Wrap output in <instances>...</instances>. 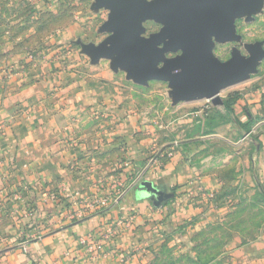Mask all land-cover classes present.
I'll return each instance as SVG.
<instances>
[{"label": "crops", "instance_id": "obj_1", "mask_svg": "<svg viewBox=\"0 0 264 264\" xmlns=\"http://www.w3.org/2000/svg\"><path fill=\"white\" fill-rule=\"evenodd\" d=\"M65 3L0 0V264H120L123 253L152 264L165 250L264 264V89L240 93L229 114L206 105L226 124L205 129L199 109L165 139L123 74L82 52L111 34L106 5L74 0L70 21L37 36ZM145 184L172 196L156 206L140 196ZM119 218L131 223L109 244L105 227ZM82 236L103 256L80 249Z\"/></svg>", "mask_w": 264, "mask_h": 264}, {"label": "water", "instance_id": "obj_2", "mask_svg": "<svg viewBox=\"0 0 264 264\" xmlns=\"http://www.w3.org/2000/svg\"><path fill=\"white\" fill-rule=\"evenodd\" d=\"M255 2L257 0H96L97 5L110 9L109 20L102 30L111 34L97 46L83 45V52L92 62L101 57L113 58L112 69H128L138 83L168 81L177 100L205 98L212 105L220 106L224 103L220 92L246 80L248 73L255 71L256 62L264 57V51L255 46L248 59L234 54L232 59L221 62L212 56V38L215 36L222 41L234 37L232 17L243 14ZM145 18L162 23L161 33L150 38L140 36ZM175 50H180L177 56L165 58V52ZM148 166L130 187L138 182ZM139 192L156 206L172 196L147 184Z\"/></svg>", "mask_w": 264, "mask_h": 264}, {"label": "rangeland", "instance_id": "obj_3", "mask_svg": "<svg viewBox=\"0 0 264 264\" xmlns=\"http://www.w3.org/2000/svg\"><path fill=\"white\" fill-rule=\"evenodd\" d=\"M146 1L150 2L152 0ZM74 7V0H66L62 14L45 15L43 20H40L41 24H39L43 32L37 36L41 38L48 30H52L63 22L70 21L71 16L74 14ZM232 24L235 33L234 37L220 41L213 36L211 52L214 58L221 62H227L233 58L234 54H238L242 59H248L253 55L251 48L255 46H259L264 51V0H257L254 6H248L246 12L241 15L233 16ZM142 27L143 32L140 36L150 38L160 34L164 25L154 19L145 18L142 21ZM77 37L78 36L74 35L68 36L66 40L67 44L71 43L73 45ZM160 47H163V43L160 44ZM179 53L180 50H175L165 52L164 55L166 59H172ZM101 58L107 59L111 67L113 58ZM162 63L163 61L159 66H162ZM116 70L123 74L126 82L124 88L129 98L137 107L147 113L150 119L152 118V132L156 131V128L155 130L153 129L154 127L163 126L164 128H161L163 129L161 130L163 131L161 132V137L165 139L170 137V129L173 125L175 129L177 127L185 129V125H188L187 120L191 119V112L199 109L205 110V113L202 112L198 114L199 116L197 117L199 120L198 124L204 125L205 129L206 123L209 121L214 125L220 123L224 125L229 120L226 113L219 112L217 108H212V110L208 108V110H206V105L211 104V101L208 99L177 100L174 95V88L168 81L148 80L145 84L138 83L129 75L128 69L116 68ZM259 87L264 89V57L256 62L255 71L248 73L246 80L223 89L220 92V96L224 100L229 93H242L255 90ZM220 108L223 109L222 107ZM206 111H208V114H206ZM203 237L206 239V231ZM202 249L206 250V242L198 247V250L201 251ZM203 262H206V258L201 259L198 257L178 256L169 250H165L160 257L152 262V264H202Z\"/></svg>", "mask_w": 264, "mask_h": 264}, {"label": "built area", "instance_id": "obj_4", "mask_svg": "<svg viewBox=\"0 0 264 264\" xmlns=\"http://www.w3.org/2000/svg\"><path fill=\"white\" fill-rule=\"evenodd\" d=\"M251 132H248L246 134V136H248ZM96 203H91L92 208L95 206ZM30 213H26L25 216H30ZM131 221H126V219L123 218H119L115 221H113V223L107 225L105 227L104 233H103V239L106 240L109 244L113 243V238L116 236L117 234V229L121 228L123 225L125 224H130ZM97 239H94L92 237L87 238L85 236H82L79 238L78 240V244L80 246V249H82L83 251L88 252L89 254H93L96 257H102L103 255L102 252L104 250H100L101 248V244L97 243L96 241ZM145 250V245L141 244V243H135L133 245V251L134 253H143V251ZM128 256H126V254H120L118 255V262L120 264H125L128 260L127 258Z\"/></svg>", "mask_w": 264, "mask_h": 264}, {"label": "trees", "instance_id": "obj_5", "mask_svg": "<svg viewBox=\"0 0 264 264\" xmlns=\"http://www.w3.org/2000/svg\"><path fill=\"white\" fill-rule=\"evenodd\" d=\"M240 97V93L239 92H233V93H229L227 95V97L224 99V109L226 110L227 114L233 112V104L234 102Z\"/></svg>", "mask_w": 264, "mask_h": 264}]
</instances>
